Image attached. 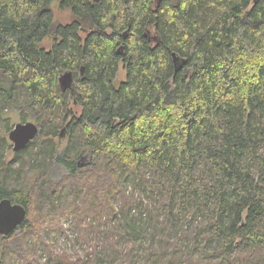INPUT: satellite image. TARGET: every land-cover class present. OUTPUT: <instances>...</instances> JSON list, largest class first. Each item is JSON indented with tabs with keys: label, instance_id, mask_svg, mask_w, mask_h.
<instances>
[{
	"label": "trees",
	"instance_id": "trees-1",
	"mask_svg": "<svg viewBox=\"0 0 264 264\" xmlns=\"http://www.w3.org/2000/svg\"><path fill=\"white\" fill-rule=\"evenodd\" d=\"M56 4L71 22L56 23ZM69 70L75 82L64 91ZM9 109L40 125L12 158ZM62 127L70 138L60 151ZM81 152L91 154L86 169ZM48 162L60 177L42 172ZM6 197L28 213L0 234V264H47L42 254L70 236L62 220L71 215L73 234L98 242L77 263L176 264L177 252H198L264 264V0H0ZM99 226L119 239L102 244ZM171 240L172 252L156 250Z\"/></svg>",
	"mask_w": 264,
	"mask_h": 264
},
{
	"label": "rangeland",
	"instance_id": "rangeland-1",
	"mask_svg": "<svg viewBox=\"0 0 264 264\" xmlns=\"http://www.w3.org/2000/svg\"><path fill=\"white\" fill-rule=\"evenodd\" d=\"M54 13H55V20H56L57 24L58 23H69L73 20L72 12L68 9L59 8L57 4L54 6ZM47 41H49V40H47ZM48 43L49 42H46L45 44L47 46H49ZM125 78H126V72H125L124 68L121 67L120 70L118 71L117 77L114 79L115 85L119 86L121 84V82L123 80H125ZM3 115H4V119L10 120V123L12 126L11 128H13L17 122L23 121L22 115L19 113L18 110L9 109V110L5 111ZM26 120L36 122L35 118H33L32 116H29L28 119H26ZM39 127H40V125H39ZM62 129L65 130V133H63V130H62V133H59L57 138L55 139L56 147L60 151H62L63 147H65L67 145L69 138H70L69 133L67 132V129L65 127H62ZM9 132H10V130L5 131L4 133L7 135V139L10 142V150L8 151V153H9L8 158H12L15 151L13 150L14 143L9 139ZM39 136L40 135H38L36 139H39L40 138ZM8 149H9V147H8ZM91 161H92L91 160V154L89 152L79 153L77 163L80 162L81 164H84V163L89 162V165H90ZM88 166H86V168ZM41 167H42V169H41L42 172H44L46 170V172L48 174H46V173L45 174L47 176L51 177V179H53V180L55 178L60 177L62 172H64L63 170L58 169L57 167L53 166L50 162H48V164L46 166L41 165ZM86 168H84V169H86ZM29 181H32V179H30ZM129 191H131V192L133 191L132 187L131 188L129 187ZM136 195H139L138 191H136L135 196ZM141 196L144 198V200H143L144 205H146V204L154 205V201L151 200L150 198H148L147 195H144V192H142ZM38 213H39L38 210H31L29 218L31 219L32 223L36 222V220H35L36 216H34V215H36ZM79 223H80V220L77 219L76 217H73L72 215L69 216L67 219L62 220L63 226L67 230L69 229L67 231V233H70V236L68 237L65 234H63V235H60L58 239L53 241L52 247L54 248L55 253L52 255H47L46 253L43 252V254H42L43 255V262H46V260H47V264H88L87 262H84V261L77 263L76 259L79 255L85 261H87V259L84 255L87 254L88 252H94L93 247L98 242L96 243L95 240L88 241V242L86 241L87 243H89V245H87V244H84L83 240H81V238H82L81 235L78 236L77 232L75 234H73L74 232H72L70 229H72V227H74L73 226L74 224L80 226ZM83 223L85 225L87 224V222H85V221ZM37 225H38V223H37ZM85 225H83L82 227H84ZM88 226H89V224H87L84 228H88ZM99 227H100L99 239H101L103 241V242H101L102 244L108 243L109 241L114 242V241H117L119 239L118 236L110 237L111 235L107 233V231L110 229V227H108V226H99ZM41 229L44 231L46 229V227L42 224ZM47 233H49V232H47ZM166 233H168V231H166ZM107 238H109V240H107ZM99 239H98V241H99ZM121 242L123 243V241H121ZM144 242L146 243L147 241H144ZM117 245H118V243H117ZM137 246H139V244H136V247H135L136 249H137ZM123 247H126L129 250H131L130 244L125 243V244H123ZM172 247L173 246H172V240H171V244L169 242L165 245H159V246H157L156 250L160 249V251H166L169 253V252L173 251ZM132 249H134V248H132ZM189 251H191V250H187L188 253H189ZM246 252L250 253V251H246ZM262 254H263L262 262H264V249H262ZM189 255H192V257H193V258H190V259H193L192 262H190L187 259V256H189ZM66 256H68L69 258H67ZM176 258L178 259L176 264H190V263L191 264H211V263H215V262L219 261V260H210L211 259L210 257L206 256L205 254L200 255L198 252L190 253V254H186V255H183V254L177 252ZM66 259H69V260H66ZM179 259L184 260V261H179ZM227 261H229V260L226 259L225 264L227 263ZM134 262H137L136 264H142V261L139 260L138 257L135 258ZM127 263H128V260H125L123 262V264H127ZM149 264H162V263L150 262ZM173 264H175V263H173ZM215 264H217V263H215Z\"/></svg>",
	"mask_w": 264,
	"mask_h": 264
},
{
	"label": "water",
	"instance_id": "water-1",
	"mask_svg": "<svg viewBox=\"0 0 264 264\" xmlns=\"http://www.w3.org/2000/svg\"><path fill=\"white\" fill-rule=\"evenodd\" d=\"M161 1V0H160ZM173 58L176 65L180 61V57L176 52H173ZM185 61L180 62V66L184 65ZM84 71V69H82ZM75 82L74 72L69 70L62 73L59 77L61 88L66 91L73 88ZM64 130V129H63ZM40 133L39 125L34 121L17 122L9 133V139L14 143L13 150L20 151L35 140ZM79 167L84 168L89 165V162L81 164ZM26 207L18 202H13L10 198L0 200V234L8 236L15 231L27 217Z\"/></svg>",
	"mask_w": 264,
	"mask_h": 264
},
{
	"label": "flooded vegetation",
	"instance_id": "flooded-vegetation-1",
	"mask_svg": "<svg viewBox=\"0 0 264 264\" xmlns=\"http://www.w3.org/2000/svg\"><path fill=\"white\" fill-rule=\"evenodd\" d=\"M11 131V130H10ZM10 133V132H9ZM62 133V132H61ZM63 133H65V130H63Z\"/></svg>",
	"mask_w": 264,
	"mask_h": 264
}]
</instances>
